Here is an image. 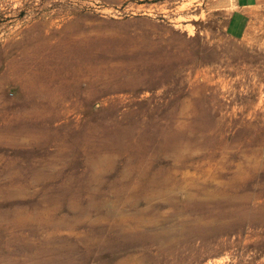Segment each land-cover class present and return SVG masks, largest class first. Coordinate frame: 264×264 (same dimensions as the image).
<instances>
[{"label":"rangeland","instance_id":"rangeland-1","mask_svg":"<svg viewBox=\"0 0 264 264\" xmlns=\"http://www.w3.org/2000/svg\"><path fill=\"white\" fill-rule=\"evenodd\" d=\"M234 7L0 0V264H264V0L235 39Z\"/></svg>","mask_w":264,"mask_h":264},{"label":"crops","instance_id":"crops-1","mask_svg":"<svg viewBox=\"0 0 264 264\" xmlns=\"http://www.w3.org/2000/svg\"><path fill=\"white\" fill-rule=\"evenodd\" d=\"M232 10L226 24V30L232 38H242L249 27L252 9L257 0H234Z\"/></svg>","mask_w":264,"mask_h":264},{"label":"bare ground","instance_id":"bare-ground-1","mask_svg":"<svg viewBox=\"0 0 264 264\" xmlns=\"http://www.w3.org/2000/svg\"><path fill=\"white\" fill-rule=\"evenodd\" d=\"M64 30H65V28H64L63 30H61V31L56 32L55 34H60V33H62ZM51 36H52V34L47 35V36H45V37H51ZM17 135H18V134H17ZM104 158H105V157H104Z\"/></svg>","mask_w":264,"mask_h":264}]
</instances>
